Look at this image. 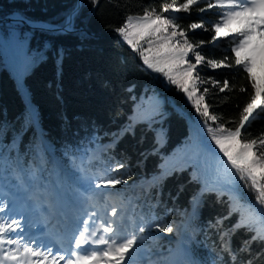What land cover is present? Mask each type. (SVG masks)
Instances as JSON below:
<instances>
[{
	"label": "trees",
	"instance_id": "1",
	"mask_svg": "<svg viewBox=\"0 0 264 264\" xmlns=\"http://www.w3.org/2000/svg\"><path fill=\"white\" fill-rule=\"evenodd\" d=\"M183 2L99 0L93 5L91 0H0V183L8 189L30 190L34 176H49L53 158L69 169L81 157L74 180L105 175L127 180L116 185L111 196L118 213L125 205L132 209L122 212L127 214V233L146 223L173 227L172 233L153 227L142 234L138 249L144 250L142 258L148 259L147 264H166L165 255L173 248L176 231L184 227L185 264H232L222 250L220 233L244 216L264 234V205L238 175L233 177L235 170L225 167L226 158L221 159L223 154L211 140L204 118L186 95L161 73L149 69L139 52L116 32L127 17L142 16L146 9L163 16V5L170 4L176 12L166 16L174 18L177 30H184L192 44L211 41L213 31H193L189 25L202 23L211 29L220 19L221 9L208 8L199 0L185 13L177 10ZM201 7L206 11L201 13ZM8 17L31 25L3 21ZM150 38L154 48L162 42ZM230 40L205 43L198 50L208 59L222 61L227 56L228 63H233ZM140 43L148 47L144 41ZM197 71L203 80L211 77L221 86L225 80L229 83L224 92L211 83L199 85L201 92L209 89L205 102L210 114L219 118L209 120L208 126L219 123L234 128V123L225 122L238 123L250 100L252 89L246 72L238 66L213 70L206 65H198ZM18 77L31 110L20 94ZM242 87L245 92L239 90ZM146 114L153 120L151 128L138 123L135 135L125 134L113 143L117 130ZM191 129L201 133L203 143L192 140ZM157 133H162L159 145L155 144ZM262 134L264 119H256L243 138L251 140ZM95 149L99 151L89 161ZM117 162H123L125 168L110 171ZM162 169H168L169 174L161 175ZM207 173L221 177L230 190L206 192L186 225L189 199L199 185V175ZM72 189L73 183L67 181L64 191L70 194ZM224 217L228 218L217 226L216 221ZM252 235L245 228L230 233L232 249L241 248ZM239 255L252 259L253 264H264V245L253 242L251 253Z\"/></svg>",
	"mask_w": 264,
	"mask_h": 264
},
{
	"label": "snow or ice",
	"instance_id": "2",
	"mask_svg": "<svg viewBox=\"0 0 264 264\" xmlns=\"http://www.w3.org/2000/svg\"><path fill=\"white\" fill-rule=\"evenodd\" d=\"M91 2L96 5L99 0H91ZM198 2L199 0H184L177 10L187 13ZM204 2L207 3L208 8L221 9L218 13L220 19L212 25L211 29L205 28L202 23H192L189 29L213 31L211 41L192 44L184 30L177 31L179 26L174 23V18L158 15L155 9L151 11L146 9L139 17H127L116 32L128 45L139 52L143 63L149 69L161 73L169 84L176 86L186 95L195 111L204 118L211 140L223 154L221 159L226 158L225 167L230 166V170H235L233 177L238 175L239 180L243 181L246 187H250L257 193L256 201L264 205V183H262L264 182V134L251 140L243 138L247 127L253 121L264 119V0H214V2L204 0ZM172 8V5L165 4L162 11L168 12ZM199 11L203 13L206 9L201 7ZM169 28H171L170 32ZM159 33L166 35L159 36L157 35ZM150 37H155L162 42L154 48V42ZM177 37L179 39H176ZM229 37L232 44L230 51L234 54L233 63H228L227 56L222 61L208 59L198 50L205 43L221 42ZM141 41H144L148 47L144 48ZM198 65H206L213 70L238 66L246 72L252 92L249 102L241 111L238 123L225 122L234 123V128H227L219 123L215 127L208 126L209 120L216 122L219 118L210 114L209 105L205 102V94L209 89L203 88L201 92L199 85L211 83L213 87H219L220 92H224L229 89V83L225 80L221 86L219 81L211 77L207 80L201 79L197 71ZM239 90L246 91L243 87ZM138 123H147L151 128L153 120H130L126 126L113 134V143H118L125 134L135 135V127ZM161 139L162 133H157L155 144L159 145ZM142 155L145 159L147 158V154ZM124 168L123 162H117L110 171L118 172ZM168 174V169H162L161 175ZM122 183H127V180L109 175L101 176L97 178L92 191L94 195L103 197L108 194L104 189H114L116 185ZM96 189L101 191L96 192ZM208 191H214V189L202 187L193 196V205L199 207L203 203L202 198L205 192ZM87 199L90 200L91 197ZM236 202L239 203V200ZM3 211L4 207H0V212ZM232 214L230 206L228 215ZM85 215L87 218L78 222L69 242L70 246L66 249L49 246L43 242L38 243L35 239L26 243L21 235L23 226L20 220L0 219V264H60V261H64V264H136L134 256L139 247L138 242L142 243L144 239L143 233L150 231L153 227L159 232L174 231L173 227L162 226L159 223L154 225L146 223L137 226L134 232L125 234L127 229L117 220L118 211L115 207L110 213L99 217L97 212L86 211ZM261 217H264V210L261 211ZM227 218L218 219L216 225L222 226L223 220ZM240 228L253 232V235L241 248L233 250L230 244V233L234 234ZM13 235L16 238H13ZM220 238L223 242L222 250L228 254L232 264H253L252 259L244 260L239 254L251 253L253 242L264 245V234L256 231L250 219L244 216H241L230 229L222 231ZM5 244L16 247L5 248Z\"/></svg>",
	"mask_w": 264,
	"mask_h": 264
},
{
	"label": "rangeland",
	"instance_id": "3",
	"mask_svg": "<svg viewBox=\"0 0 264 264\" xmlns=\"http://www.w3.org/2000/svg\"><path fill=\"white\" fill-rule=\"evenodd\" d=\"M171 12H176V11L173 10V9H170L163 16L164 17H167L166 15L168 13H171ZM169 31H171V28H169ZM177 38L179 39V37H177ZM229 38H231V37H229ZM189 55L191 57V54H189ZM149 118H150V115L149 114H146V115H144L142 117L141 120L142 121H147ZM40 132L41 131L39 130V133ZM98 149H95L91 154H89V157L93 158L96 155V153L99 151ZM91 158H90V160H91ZM77 161H78V163H77V167L76 168L74 166V168L68 169L64 165H62V163L60 161H56L54 158L52 159V161L50 162V167H51L52 171H56V174L60 178V181H61L60 184L61 185L63 184V181H64L65 178H68V179L73 178V177L75 178V176L77 175V172H78L77 169L79 168V166L81 164V162H80L81 161V158L78 157V160ZM40 162L43 163L42 160ZM54 164H56V166ZM57 166L59 168H57ZM59 173L62 174V175H60ZM204 177H208V174L206 176H204ZM96 180L97 179H94V178L93 179H84V178H82V179H79L78 181L75 180V182L73 183V185H75L74 194L68 198L71 202L69 201V202H67V204H70V203L71 204H75V201H77L79 203V205L82 206V212L83 213H85L86 211L89 212V213L90 212H97L100 216L110 213L111 212V209L113 207H115V203H113V202L110 203V201L112 199L111 198V196H112V189H104V191L106 193H108V194L105 195V196H103V197H101L102 198L101 201H99L96 205L93 204L89 199H87V197H89V196L90 197L94 196L92 189L94 187V183L96 182ZM206 181H207V179H205L204 184L206 183ZM34 184H35V189H37L38 187L41 188V197H40V203H42L41 205L44 204V206H46L47 208H49V206L51 205V202L54 201V197L55 196H58L57 194H59L57 192L56 187L54 186L56 184L53 182V180L47 181L46 178L40 179V177H36L35 178V183ZM76 185H79V186L86 185V187L85 188H82V190H80V188H79V191H78V190H76ZM216 186H217V184H216ZM218 189L219 190L226 191V192H228L230 190L229 185L228 184H224L223 182H221V184L218 186ZM2 191H4V190L0 186V192H2ZM95 191L96 192H99V191H101V189H96ZM7 193L2 192L1 197H0V202H2L3 200L4 201L7 200L6 199ZM23 196L25 197L27 195L24 193ZM61 198H62V201L64 202L65 201V198H63V197H61ZM90 202H91V205L87 204V203H90ZM191 203H192V199L189 200V204L190 205H191ZM87 205L89 206V208H86ZM124 208H125V210H122L121 212H119L118 213V216H120V214L126 213V211L128 210V208H127L126 205H125ZM5 210H6V208H4V211ZM122 212H124V213H122ZM193 215H194V212L190 211L189 215L186 218V224H188V222L190 221V219H191V217ZM118 216H117V220H121L122 225L124 227H126V229L128 230L129 228H128L127 221H126L127 217L126 216H122V217H120L118 219ZM78 217H83L84 218L85 217V214H80ZM9 218H13L9 214V212L4 213V214H0V219H2V220H9ZM184 231H185V228H182L180 230H177L176 231L177 236L179 237L180 235H182ZM125 234H127V232ZM10 247L11 248H14L16 246H14V245L13 246H9V245L5 244V248H10ZM170 254L173 255V252H170ZM136 255L137 256H134V259L136 261V264H147V261H148L147 258H140L138 256L139 253H137V251H136ZM168 258H170V256ZM170 259H173V257H171ZM170 259H169V261H170Z\"/></svg>",
	"mask_w": 264,
	"mask_h": 264
},
{
	"label": "bare ground",
	"instance_id": "4",
	"mask_svg": "<svg viewBox=\"0 0 264 264\" xmlns=\"http://www.w3.org/2000/svg\"><path fill=\"white\" fill-rule=\"evenodd\" d=\"M62 175V174H61ZM55 187H56V189H57V192L60 194H57L58 196H55L54 197V201L53 202H51V207L50 208H48V210L46 211V212H44V213H42V212H38V211H36L35 210V214L38 216V217H33V219H36V218H42L43 216H45L46 218H49V219H51V220H53V224H52V226H51V228H49L51 231H53V232H61V230H62V228H60V226H59V224L62 222V221H64L65 219H68L69 221H70V224H69V226L67 227V230H68V233H65V234H67V237H69V239H71L72 238V236H73V232L75 231V229H76V226H75V224L73 225L72 224V219L74 218V217H77V218H79L78 217V215H80L81 214V207L82 206H79V205H77L76 203L75 204H67V202H69L70 200L68 199L69 197L66 195V193L63 191V190H61V189H59V188H57V186L56 185H54ZM49 197V196H48ZM61 197H63V198H65V201L63 202L62 201V198ZM101 196H97V195H94V196H92L91 197V199H90V201L93 203V204H97L99 201H101ZM5 201H3V203H4ZM61 204H60V203ZM71 202V201H70ZM90 202V203H91ZM74 203V202H73ZM110 203H111V201H110ZM34 207H37V205H34ZM43 207V206H42ZM14 219H18V220H20L17 216H15L14 217ZM21 223H22V221H21ZM16 238V237H15ZM26 238V237H25ZM24 238V239H25ZM25 242L26 243H28V241H27V238L25 239ZM22 250V249H21ZM170 256V252L168 251L167 252V254L165 255V258H166V261H167V263L166 264H171L170 263V261H169V259L170 258H168ZM178 257V255L173 251V261L174 262H176V258Z\"/></svg>",
	"mask_w": 264,
	"mask_h": 264
},
{
	"label": "water",
	"instance_id": "5",
	"mask_svg": "<svg viewBox=\"0 0 264 264\" xmlns=\"http://www.w3.org/2000/svg\"><path fill=\"white\" fill-rule=\"evenodd\" d=\"M3 21H5V22H22L26 26H30L31 25V23H26L22 19H20V18H14V17H8V18L4 19ZM46 29H48V28L46 27Z\"/></svg>",
	"mask_w": 264,
	"mask_h": 264
}]
</instances>
